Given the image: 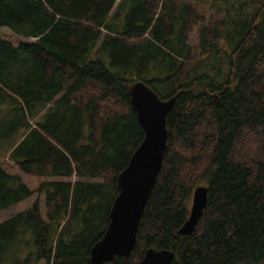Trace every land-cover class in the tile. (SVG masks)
Masks as SVG:
<instances>
[{
	"label": "trees",
	"instance_id": "obj_1",
	"mask_svg": "<svg viewBox=\"0 0 264 264\" xmlns=\"http://www.w3.org/2000/svg\"><path fill=\"white\" fill-rule=\"evenodd\" d=\"M1 26L34 40L0 36V211L35 198L0 220V264H90L144 136L136 80L176 100L135 247L107 264L150 247L173 264H264V0H0ZM5 155L43 179L31 188ZM200 184L206 206L179 234Z\"/></svg>",
	"mask_w": 264,
	"mask_h": 264
},
{
	"label": "water",
	"instance_id": "obj_2",
	"mask_svg": "<svg viewBox=\"0 0 264 264\" xmlns=\"http://www.w3.org/2000/svg\"><path fill=\"white\" fill-rule=\"evenodd\" d=\"M130 104L143 139L132 153L126 167L117 176L118 194L114 198L109 222L89 252L90 264L112 262L116 256L128 257L136 244L141 216L153 190L167 148L166 117L176 96L162 99L142 80L128 86ZM208 187L197 185L192 192L189 214L178 233L193 232L207 203ZM171 249L148 248L136 264H173Z\"/></svg>",
	"mask_w": 264,
	"mask_h": 264
},
{
	"label": "rangeland",
	"instance_id": "obj_3",
	"mask_svg": "<svg viewBox=\"0 0 264 264\" xmlns=\"http://www.w3.org/2000/svg\"><path fill=\"white\" fill-rule=\"evenodd\" d=\"M0 36L5 38L8 41L14 43V44H17L19 42L31 43L33 41L32 38L22 37L16 33H14L13 31H11L7 27H3V26L0 27ZM196 37H197V26H194L193 32L190 34V37H189L190 42L191 43L196 42ZM2 157L3 158L1 159V163H2L3 168L9 172H14V173L19 174L22 177V179L24 180V182L27 183L31 188H35L37 186L38 182L41 179H43V178L38 177V176H32V175L23 173L13 164V162L11 160H9L7 158V155L2 156ZM71 179L74 180L75 177H72ZM201 183L206 184L207 181L203 180ZM34 198H35V195L15 204V205L7 208V209L1 210L0 211V220L5 219V218L15 214L16 212H19V211L27 208L32 203ZM41 198H42V195H40V200H41ZM39 264H44V262L40 261ZM105 264H107V263H105Z\"/></svg>",
	"mask_w": 264,
	"mask_h": 264
}]
</instances>
